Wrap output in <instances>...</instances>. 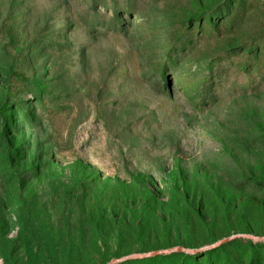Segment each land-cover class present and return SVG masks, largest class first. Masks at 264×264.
Instances as JSON below:
<instances>
[{
    "label": "rangeland",
    "instance_id": "1",
    "mask_svg": "<svg viewBox=\"0 0 264 264\" xmlns=\"http://www.w3.org/2000/svg\"><path fill=\"white\" fill-rule=\"evenodd\" d=\"M0 0V264H264V0Z\"/></svg>",
    "mask_w": 264,
    "mask_h": 264
},
{
    "label": "water",
    "instance_id": "2",
    "mask_svg": "<svg viewBox=\"0 0 264 264\" xmlns=\"http://www.w3.org/2000/svg\"><path fill=\"white\" fill-rule=\"evenodd\" d=\"M235 237H248V238H250L252 240H264V235H252V234L241 233V234H236V235H232V236H228V237H225L223 239H220L217 243L221 244V243L227 242V241H229V240H231V239H233ZM211 246L207 245V246H204V247H201V248H197V249H189V248H185L183 246H176V247H171V248H167V249H157V250L151 251L149 253L133 254V255L124 256V257H121V258H115V259H112L108 264H115V263H117V262H119L121 260H125V259L131 258V257H136L138 255L155 256V255H158V254L170 253V252H184V251H194V252H196V251H199V250L208 249Z\"/></svg>",
    "mask_w": 264,
    "mask_h": 264
},
{
    "label": "trees",
    "instance_id": "3",
    "mask_svg": "<svg viewBox=\"0 0 264 264\" xmlns=\"http://www.w3.org/2000/svg\"><path fill=\"white\" fill-rule=\"evenodd\" d=\"M95 2L101 6L105 5V2L103 0H95Z\"/></svg>",
    "mask_w": 264,
    "mask_h": 264
}]
</instances>
